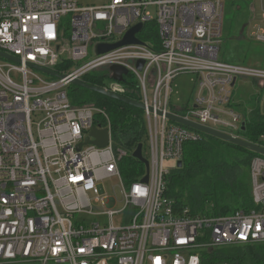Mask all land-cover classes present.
<instances>
[{
  "label": "built area",
  "instance_id": "obj_1",
  "mask_svg": "<svg viewBox=\"0 0 264 264\" xmlns=\"http://www.w3.org/2000/svg\"><path fill=\"white\" fill-rule=\"evenodd\" d=\"M226 1L234 0H0V53L17 59L0 55V264H200L205 249L264 243L262 155L250 164V210L192 215L166 195L185 144L201 133L167 114L241 138L245 116L233 87L239 77L264 85V68L219 55ZM137 23L142 44L96 52ZM149 23L158 27L157 39L144 35ZM254 38L264 42V30ZM114 65L127 70L122 81L113 78ZM183 74L195 86L178 107L172 83ZM90 75L101 80L94 86L145 106L147 182L146 169L124 177L129 154L116 146L104 110L71 103L68 87ZM93 127L108 130L106 146L86 142L94 141ZM107 177L119 179L121 208L113 210L118 200L104 196L105 209L95 214L92 201L105 195L100 180Z\"/></svg>",
  "mask_w": 264,
  "mask_h": 264
},
{
  "label": "trees",
  "instance_id": "obj_2",
  "mask_svg": "<svg viewBox=\"0 0 264 264\" xmlns=\"http://www.w3.org/2000/svg\"><path fill=\"white\" fill-rule=\"evenodd\" d=\"M150 25L145 24V30ZM56 69L61 72L62 65H57ZM84 81L92 85L101 84V80L93 75L85 77ZM68 96L75 106L91 104L104 110V121L111 127L116 146L124 148L129 154L126 165L124 162L121 167L124 177L130 181L135 179V174H142L143 165L131 155L141 143L146 157L148 143L144 111L76 84L68 87ZM129 97L139 99L136 94H130ZM242 112L246 130L239 132L241 138L264 146L261 137L264 115L252 104L245 105ZM256 156L260 154L200 133L199 140L185 144L182 166L174 168L167 178L166 195L176 206H187L192 215L215 216L238 209L250 210L254 205L249 171L251 161ZM200 264H264V243L205 249Z\"/></svg>",
  "mask_w": 264,
  "mask_h": 264
},
{
  "label": "rangeland",
  "instance_id": "obj_3",
  "mask_svg": "<svg viewBox=\"0 0 264 264\" xmlns=\"http://www.w3.org/2000/svg\"><path fill=\"white\" fill-rule=\"evenodd\" d=\"M104 0H78L80 6L100 4ZM252 9H248V6ZM152 20H156L157 12L153 5L148 10ZM264 0H234L226 1L224 8L223 22V42L220 46L219 55L225 60L234 64H244L246 66L262 68L264 66V42L254 38V34L259 29L264 30ZM158 27L151 24L144 32L146 37L152 39L158 38ZM195 80L190 75H180L172 83L171 103L175 106H183L190 100L194 92ZM233 100L238 109L241 111L245 105L252 104L258 107L264 115V85L248 78L239 77L233 87ZM264 139V132L261 136ZM146 158L149 157L146 145ZM165 165L174 167L175 162L166 161ZM145 169V166L143 165ZM104 186L105 195H101V201L93 202L92 209L95 214L103 211L104 196H112L118 203L113 206V210L121 208L120 200L122 199L119 188V179L117 177H107L100 180ZM252 189V186H251ZM88 196L95 199L97 196L94 192H89ZM90 220L101 219L107 221L98 215L89 217Z\"/></svg>",
  "mask_w": 264,
  "mask_h": 264
},
{
  "label": "water",
  "instance_id": "obj_4",
  "mask_svg": "<svg viewBox=\"0 0 264 264\" xmlns=\"http://www.w3.org/2000/svg\"><path fill=\"white\" fill-rule=\"evenodd\" d=\"M142 30H143V24L142 23H137L134 26H132L123 35V37L119 41H117L115 43H99L96 46V52L98 54H101V53H103L105 51H109L111 49H114V48H117V47H120V46H123V45L142 44L141 40H139L138 36H136V34L141 32ZM0 55L8 57V58H11L12 60L17 61V59H15L13 57H10V56H7V55H5L3 53H0ZM142 65H144L143 61L140 60V61L137 62V67L139 69H141ZM36 69H39L42 72L48 73V74L53 75L55 77H59L60 76L58 73H56L54 71H51V70H48V69H45V68H36ZM110 70L113 72V78L114 79H118V81H122L123 80V75L127 74V70L124 67H122V66L114 65V66L110 67ZM75 84L77 86L89 89V91L91 90V91L98 92L100 94H103V95H106L108 97L123 101L125 103L131 104V105L136 106V107L141 108V109H144V107H145L143 104H141V103H139L137 101H134V100L129 99L127 97L116 95V94L111 93V92H106L101 87L90 85V83L88 84V83L83 82L81 80L73 81V85H75ZM167 117L169 119L173 120V121L179 122V123H181V124H183L185 126L193 128V129H195V130H197V131H199L201 133L217 137V139L220 138V139L229 141V142H231V144L235 143V144L240 145L242 147H245V148H247V149H249V150H251V151H253V152L257 153V154H260V155L264 156V146H262V145H259V144H256V143H252V142H249L247 140L245 141V139H243V138L232 137V136L227 135V134H225V133H223L221 131L201 126V125H199L197 123L182 119V118L174 116L172 114H167ZM245 130H246V122L242 121V123H241V131H245ZM107 135H108V130L107 129H96L95 127H93L91 129V136L94 138V141H90L89 139H87L86 142L87 143L88 142H92L93 144H95V145H97L99 147H104V146H106V144L108 142V136ZM80 147H81V144L78 145V149H80ZM132 156L134 158L138 159L140 162H142L144 164L145 169H146V174L141 179V181L142 182H147L148 181V176H149V174H148L149 173V162L143 156V144L140 143V144L137 145V147L135 148V150L132 153ZM176 165H177L178 168H180L182 166V161L178 160Z\"/></svg>",
  "mask_w": 264,
  "mask_h": 264
},
{
  "label": "crops",
  "instance_id": "obj_5",
  "mask_svg": "<svg viewBox=\"0 0 264 264\" xmlns=\"http://www.w3.org/2000/svg\"><path fill=\"white\" fill-rule=\"evenodd\" d=\"M248 9H252L251 5H250V6H248Z\"/></svg>",
  "mask_w": 264,
  "mask_h": 264
}]
</instances>
